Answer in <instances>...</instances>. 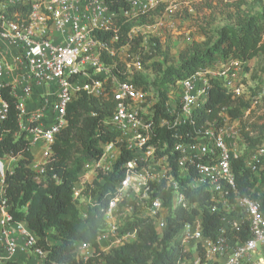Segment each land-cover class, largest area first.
Returning a JSON list of instances; mask_svg holds the SVG:
<instances>
[{
    "label": "built area",
    "instance_id": "built-area-1",
    "mask_svg": "<svg viewBox=\"0 0 264 264\" xmlns=\"http://www.w3.org/2000/svg\"><path fill=\"white\" fill-rule=\"evenodd\" d=\"M158 4L159 0H131L129 8L112 10L106 0H0V121L10 108L3 95L8 88L19 132L32 151L41 148L40 158L34 156L30 167L34 179L44 182L53 144L68 123V105L77 94L112 101V113L102 120L110 139L100 143L101 156L83 165L73 185L85 219L100 203L95 197L99 187L115 170L121 173L103 209L98 232L100 246L106 244L102 251L135 239L136 232H120L134 213L162 232L168 217L181 209L193 218L178 232V242L188 254L179 264H264L262 202L239 192L232 167L235 159L243 158L253 173L264 174V143L250 147L245 137L256 136L249 127L254 118L249 117L263 104L264 92L252 96L236 81L232 66L239 62L219 61L176 81L159 108L155 88L145 89L133 81L136 73L146 74L139 51L115 46L120 19L137 18ZM147 43L144 40L146 49ZM121 50L127 57L119 68ZM110 58L113 63L107 61ZM219 65L222 70L216 69ZM211 80L249 99L250 107L237 120L224 117L222 124L195 128V109L204 102ZM17 160L0 156V264L16 261L20 251L48 264L49 251L39 244L37 234L9 211L6 177ZM256 187L261 196L264 182ZM204 212L219 218L211 235L206 234ZM77 251L84 260L94 253L89 243H81Z\"/></svg>",
    "mask_w": 264,
    "mask_h": 264
},
{
    "label": "trees",
    "instance_id": "trees-1",
    "mask_svg": "<svg viewBox=\"0 0 264 264\" xmlns=\"http://www.w3.org/2000/svg\"><path fill=\"white\" fill-rule=\"evenodd\" d=\"M229 1H233L231 5L240 9L248 0ZM130 2L131 0H106L112 10L127 9ZM162 10L163 5L158 4L137 18L120 19L119 41L115 43L117 48L128 46L129 52L139 51L146 74L136 73L133 81L145 89L155 88L159 93V108L168 99L176 81L215 62L233 60L249 72L251 69L248 63L257 58L261 60V66L253 76L256 78L259 70L264 73V2L259 11L240 14L234 24L223 25L214 31L202 28L203 40L193 41L182 51L178 64H168L170 56L161 48L157 38H150L146 49L142 35L130 37L133 28L153 23ZM157 56L163 59L153 62L151 68L146 66L147 61ZM107 61L113 63L114 60L110 58ZM118 61L117 65L122 68V62ZM151 75L153 79H150ZM3 95L10 103V108L7 118L0 121V156L18 158L13 173L6 177L7 204L14 219L26 221L39 237V244L49 251L48 264H179L188 256L177 237L183 224L193 216L181 209L168 217L162 232H158L152 221L134 213L128 217L120 232H136L135 239L109 251H102L98 232L104 220L103 209L113 193L114 184L121 177V173H116L117 170L99 187L100 193L95 197L100 203L89 209L87 218L80 216L73 196V185L78 180L83 165L101 156L100 143L110 139L103 131L102 120L112 113V101H101L86 92L77 94L68 105V123L53 144L54 154L48 164L47 179L37 182L30 167L34 153L25 134L19 132L18 112L13 98L8 94V88L3 91ZM249 107V99L235 95L220 84L219 80H211L204 102L195 109V128L206 123L222 124L224 117L231 121L237 120L244 116ZM187 129L192 131L191 127ZM258 130L259 134L255 137L245 136L250 147L264 143V122L258 126ZM122 160L123 157L119 163ZM232 167L239 192L259 198L264 210V193L258 196L256 187L259 182H264L263 171L253 173L246 167L243 158L235 159ZM259 174H262L261 181ZM196 199L193 196V200ZM204 213L206 234L211 235L219 225V218L215 214ZM54 238L57 243H53ZM81 243L92 245L94 253L88 260L78 255ZM5 264L22 263L7 261Z\"/></svg>",
    "mask_w": 264,
    "mask_h": 264
},
{
    "label": "rangeland",
    "instance_id": "rangeland-1",
    "mask_svg": "<svg viewBox=\"0 0 264 264\" xmlns=\"http://www.w3.org/2000/svg\"><path fill=\"white\" fill-rule=\"evenodd\" d=\"M232 2L229 0H159V4L163 5L161 14L155 17L153 23L136 27L132 34L134 36L142 35L147 42L150 38H157L161 48L167 51L170 56L168 64H178L182 51L193 41L203 40L202 28L214 31L223 25L234 24L240 14L259 11L264 0H248L240 9L231 5ZM126 57L127 52L121 50L120 62H124ZM162 59L161 56H157L147 61L146 66L151 68L153 62ZM225 66L227 67V65ZM260 66L261 60L257 58L248 63V67L251 69L249 72L243 66H232L233 72L236 73V81L243 83L252 96H258L264 92V73L259 70L256 78L253 76ZM216 69L222 70V66L219 65ZM150 79H153V75ZM262 101L263 104L255 109L256 113L249 117L254 118L249 127L255 135L259 134L258 126L264 122V96ZM40 152L41 148L33 149L35 158H40ZM52 240L53 243H57L55 238ZM101 246L106 248V244Z\"/></svg>",
    "mask_w": 264,
    "mask_h": 264
},
{
    "label": "crops",
    "instance_id": "crops-1",
    "mask_svg": "<svg viewBox=\"0 0 264 264\" xmlns=\"http://www.w3.org/2000/svg\"><path fill=\"white\" fill-rule=\"evenodd\" d=\"M14 259L22 264H38L40 259L30 252L20 251L18 252ZM38 262V263H37Z\"/></svg>",
    "mask_w": 264,
    "mask_h": 264
}]
</instances>
